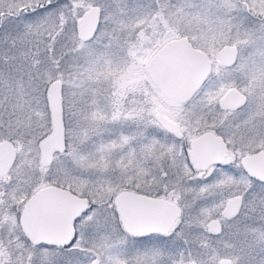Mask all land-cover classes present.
<instances>
[{
	"label": "snow or ice",
	"instance_id": "snow-or-ice-1",
	"mask_svg": "<svg viewBox=\"0 0 264 264\" xmlns=\"http://www.w3.org/2000/svg\"><path fill=\"white\" fill-rule=\"evenodd\" d=\"M0 264H264V0H0Z\"/></svg>",
	"mask_w": 264,
	"mask_h": 264
}]
</instances>
